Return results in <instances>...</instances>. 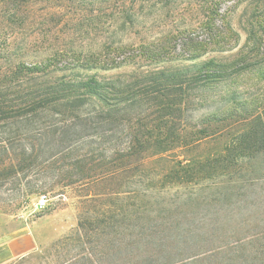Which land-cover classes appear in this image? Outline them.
<instances>
[{
  "label": "trees",
  "instance_id": "16d2710c",
  "mask_svg": "<svg viewBox=\"0 0 264 264\" xmlns=\"http://www.w3.org/2000/svg\"><path fill=\"white\" fill-rule=\"evenodd\" d=\"M46 1L40 9L38 0H0V176L17 177L42 163L47 170L59 169L60 181L66 180L62 190L68 186L87 189L82 195L88 202L99 200L103 193L95 190L103 183L114 184V190L118 189L114 194L120 196L127 178L130 187L126 194L156 203L166 190L191 188L201 181L216 180L214 186L264 181V106L249 110L233 99L232 109L228 107L232 101L221 97L222 107L208 113L191 131L187 129L190 107L205 102L207 88L225 81L229 62L212 58L193 66L152 68L113 79L99 76V70L133 63L138 57L159 62L166 53L163 49L150 56L125 52L130 50L126 46H110L125 55L117 61L93 54L70 63V58L56 52L28 63L25 58L33 55L31 46L17 45V37L28 24L40 25L38 33H33L38 38L51 32L44 26L52 21V9L61 5ZM94 1L68 0V7L88 11V4ZM249 2L264 6V0ZM133 14L129 11L128 17ZM92 69L96 72L89 73ZM225 135L231 139L221 151L206 156L195 153L204 143ZM49 149L51 153H47ZM243 160L259 165L247 173L248 168L240 164ZM226 173L228 178L220 179ZM196 199L191 192L183 204ZM148 208L140 206L144 211L130 214L131 223L116 226L119 234L132 230L129 244L119 239V253L129 250V245L139 248L145 244L128 264H264V199L253 217L237 221L240 226L254 224L251 229H225L220 235L214 230L210 237L216 234L218 239L231 241L197 250L189 242L199 240L192 231L161 232L160 227L176 225L174 217L170 222L163 217L157 218L160 223L144 225L152 212ZM95 220V215L80 220V229Z\"/></svg>",
  "mask_w": 264,
  "mask_h": 264
},
{
  "label": "rangeland",
  "instance_id": "374dc122",
  "mask_svg": "<svg viewBox=\"0 0 264 264\" xmlns=\"http://www.w3.org/2000/svg\"><path fill=\"white\" fill-rule=\"evenodd\" d=\"M249 1L95 0L94 4H88V11H80L68 7V0H52V5L61 6L52 9L56 14L53 13V17H50L52 21L44 26L45 31L51 32L46 37L38 38L33 33H38L40 25L28 24L17 37L16 44L31 46L29 53L33 55L25 58L28 63L56 52L74 63L75 58L84 59L93 54L118 61L125 52L153 56L164 49L166 57L159 62L138 57L132 60L133 63L99 70V76L113 79H126L134 73L152 68L193 66L212 58L229 62L230 74L225 81L207 88L205 102L190 107L187 129L191 131L208 113L222 107L223 97L232 101L228 103L232 109L234 100L247 105L249 110L254 109V105L264 106V6L255 7ZM46 2L38 0L37 8L42 9ZM129 11L136 15L129 18ZM110 46H126L130 50L114 52ZM37 47H40V52H37ZM39 55L43 56L37 58ZM63 72L69 70L57 73ZM95 72V69L89 70V73ZM229 139L231 136L225 135L208 141L195 153L206 156L221 151ZM254 163L252 166L250 160L240 161L244 169L248 168L247 173L250 168L259 165L256 161ZM41 164H35L17 177L0 176V244L22 232L23 226L28 227L41 220L48 227L46 244L21 258L0 257V264H128L136 259L134 255L137 251L142 252L145 244L139 248L129 245V250L119 253V239L129 244L132 230L127 228L119 231V234L116 226L123 221L131 223L129 215L135 211L143 212L139 210L143 205L152 211L143 221L144 225L160 223L162 220L157 218L163 217L170 222L174 217L180 228L168 225L160 227L161 232H165V229L166 232L176 230L177 233L192 231L191 234L199 237L198 241H189L196 250L215 248L231 240L218 239L216 234L210 237L213 231L219 234L225 229H251L254 224L248 227L243 222L240 226L237 221L253 217L264 199V181H231L214 186L216 180L211 179L191 188L184 186L166 190L159 195L160 203H156L126 194L130 179L124 178L120 188L122 197L115 196L114 192L118 189L114 190V184L109 182L95 190L96 193H103L98 201L88 202L82 195L87 193V189L82 191L77 186H68L62 190L66 180L60 181L59 169L47 170ZM226 177L227 173L220 179ZM50 185H54V189ZM191 192L193 198L198 199L187 200L189 203L184 205ZM43 194H47L50 201L41 208L38 201ZM158 212H162V217ZM92 215L97 220L80 229V220ZM151 219L156 221L151 222Z\"/></svg>",
  "mask_w": 264,
  "mask_h": 264
},
{
  "label": "crops",
  "instance_id": "0c3cea01",
  "mask_svg": "<svg viewBox=\"0 0 264 264\" xmlns=\"http://www.w3.org/2000/svg\"><path fill=\"white\" fill-rule=\"evenodd\" d=\"M22 229V232L9 241L0 244V257L2 259L24 257L46 244L48 227L44 226L43 220L36 221L28 227L23 226Z\"/></svg>",
  "mask_w": 264,
  "mask_h": 264
},
{
  "label": "built area",
  "instance_id": "2783aa9c",
  "mask_svg": "<svg viewBox=\"0 0 264 264\" xmlns=\"http://www.w3.org/2000/svg\"><path fill=\"white\" fill-rule=\"evenodd\" d=\"M50 199L48 197L47 194H43L39 197V201H38V205L41 207V208H44L48 205Z\"/></svg>",
  "mask_w": 264,
  "mask_h": 264
}]
</instances>
